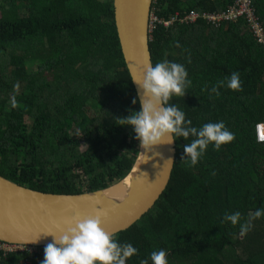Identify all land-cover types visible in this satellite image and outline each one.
Instances as JSON below:
<instances>
[{"label":"trees","instance_id":"trees-1","mask_svg":"<svg viewBox=\"0 0 264 264\" xmlns=\"http://www.w3.org/2000/svg\"><path fill=\"white\" fill-rule=\"evenodd\" d=\"M234 1L153 0L158 20H182L154 23L150 34L152 64H183L191 80L170 103L194 127L223 121L234 139L219 150L210 144L191 166L182 160L183 145L194 137L176 138L167 188L147 214L114 235L138 249L126 264L159 249L168 264H264V216L240 232L264 209V143L254 134L264 123V50L244 18L221 25L183 19L192 11L222 12ZM252 1L264 21V0ZM113 13V0H0V176L39 192L80 194L131 170L139 142L118 119L140 106ZM232 72L240 74L241 90L209 92ZM237 211L236 225L222 222ZM28 256L0 253V264H24ZM36 259H44V248Z\"/></svg>","mask_w":264,"mask_h":264},{"label":"water","instance_id":"water-1","mask_svg":"<svg viewBox=\"0 0 264 264\" xmlns=\"http://www.w3.org/2000/svg\"><path fill=\"white\" fill-rule=\"evenodd\" d=\"M152 4L153 0H113L119 47L139 106L140 90L133 80H142L145 68L152 64L149 47ZM167 139L147 152L138 146L128 174L107 188L92 192L44 193L0 176V242L45 248L52 236L44 233L60 235L66 220L93 215L94 208L106 212L101 224L105 232L116 235L128 230L152 209L168 186L176 146L175 141L166 143ZM169 158L173 163L167 161ZM122 187V196L114 195ZM39 235L36 242H31Z\"/></svg>","mask_w":264,"mask_h":264},{"label":"clouds","instance_id":"clouds-1","mask_svg":"<svg viewBox=\"0 0 264 264\" xmlns=\"http://www.w3.org/2000/svg\"><path fill=\"white\" fill-rule=\"evenodd\" d=\"M133 81L140 90V108L118 120L120 126L132 129L134 138L145 152L159 145L165 137L168 138L166 143L171 144L177 140L176 138L187 139L191 136L194 139L183 145L182 160L195 166L210 144L214 150H219L221 145L234 139V134L228 130L223 121L205 123L200 128L194 127L192 121L186 119L185 112L176 104L170 103L173 96L183 97L186 89L191 85L183 64L167 59L154 65L149 64L144 70L142 80ZM241 84L240 74L232 72L226 80L213 85L209 92L219 95V87L239 91ZM132 103L135 104L136 100L134 99ZM167 161L173 163L171 158ZM93 213L84 218L73 216L66 220L64 222L66 226L60 229V235L44 233L52 236V241L44 248L42 264H126L129 258L138 253V249L132 244L119 243L113 234L104 231L101 227L102 217L106 215L104 209L94 208ZM261 216H264V209L255 210L245 223L240 224L241 234L250 231L253 220ZM240 219L241 214L237 211L231 214L225 213L222 222L230 221L231 224L236 225ZM39 237L40 235L31 242H36ZM36 249L40 253L34 257L41 255L43 247ZM150 262L168 264L166 250L152 251L147 258L140 261V264H150Z\"/></svg>","mask_w":264,"mask_h":264},{"label":"built area","instance_id":"built-area-1","mask_svg":"<svg viewBox=\"0 0 264 264\" xmlns=\"http://www.w3.org/2000/svg\"><path fill=\"white\" fill-rule=\"evenodd\" d=\"M252 4L251 0H235L232 6H229L226 10L219 13H189L183 19L186 23L193 24L197 20H203L208 23L219 25L224 21H232L239 17L244 18L246 22L250 25V31L252 36L264 49V29L263 27L255 21L252 16ZM152 12L150 17V31L154 27V23H162L163 26L168 27L171 24L176 22L182 23V20L179 21L178 15L172 20L162 21L158 20L154 15L152 18ZM150 32V34H151ZM254 134L256 141L258 143H264V123H258L254 127ZM0 253L5 255L9 253H26L29 256H35L39 254V250L34 247H29L26 245H11L7 243L0 242ZM27 262V261H26Z\"/></svg>","mask_w":264,"mask_h":264},{"label":"crops","instance_id":"crops-1","mask_svg":"<svg viewBox=\"0 0 264 264\" xmlns=\"http://www.w3.org/2000/svg\"><path fill=\"white\" fill-rule=\"evenodd\" d=\"M251 2H252V10H253V13H252V16H253V18L255 19V21L257 22V23H259L262 27H263V29H264V21H262L261 20V18L257 15V13H256V9H255V5H254V2L251 0ZM190 13H199V12H196V11H192V12H190ZM203 13H210V12H203ZM217 13H219V12H217ZM237 19H235V20H232V21H229L230 23H238L237 21H236ZM243 21V20H242ZM226 21H224V22H221L220 23V25L221 24H223V23H225ZM244 22V21H243ZM247 32H248V30H246ZM251 34V33H250ZM252 36V35H251ZM254 39V38H253ZM263 49V48H262ZM41 255H42V253H41ZM40 255V256H41ZM36 256V255H35ZM37 257H34V256H28V260H27V262L25 261L24 262V264H27V263H30V264H32V262H33V260H36V262L35 263H37V264H42L41 263V260H39V259H36Z\"/></svg>","mask_w":264,"mask_h":264},{"label":"bare ground","instance_id":"bare-ground-1","mask_svg":"<svg viewBox=\"0 0 264 264\" xmlns=\"http://www.w3.org/2000/svg\"><path fill=\"white\" fill-rule=\"evenodd\" d=\"M123 191H124V187H122L121 189L119 188V189H117L115 191L114 195H116V196H122L121 194H122Z\"/></svg>","mask_w":264,"mask_h":264},{"label":"rangeland","instance_id":"rangeland-1","mask_svg":"<svg viewBox=\"0 0 264 264\" xmlns=\"http://www.w3.org/2000/svg\"><path fill=\"white\" fill-rule=\"evenodd\" d=\"M154 16L152 15V18H153ZM83 149V148H82ZM231 255H232V253L230 252L229 253V255H228V259H230V257H231ZM43 260H41V262H42ZM27 264H30V263H27ZM35 264H37V263H35Z\"/></svg>","mask_w":264,"mask_h":264}]
</instances>
